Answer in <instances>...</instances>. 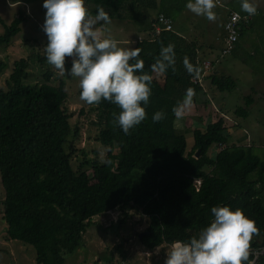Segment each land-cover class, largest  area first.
<instances>
[{
	"label": "trees",
	"instance_id": "obj_1",
	"mask_svg": "<svg viewBox=\"0 0 264 264\" xmlns=\"http://www.w3.org/2000/svg\"><path fill=\"white\" fill-rule=\"evenodd\" d=\"M85 4L91 5L86 11L89 16H95L96 8L101 7L109 18H120L122 10H129L134 21L150 19V34L139 36L134 43L140 49L138 59L143 61L138 74L147 73L152 78L145 119L125 135L114 121L120 111L117 105L103 99L89 104L100 111V120L93 122L99 129L95 139L108 151L104 159L93 151L92 160L84 159L74 167L72 159L81 149V126L70 121L72 113L66 106L63 80L54 83L44 49L14 60L6 86H0L1 218L7 227V239L31 245L37 264H65L81 246L95 217L119 210V228L132 220L129 210L133 209L145 219L143 229L136 231L142 233L139 243L152 251L177 240L187 242L210 222L212 206L227 205L241 209L255 222L257 232L249 241L244 262L251 264L252 250L264 246V159L246 140H235L222 115L205 126L178 128L173 112L184 107L186 89L193 90L192 99L203 94L205 81L218 90L233 87L234 80L219 76L216 69L205 76L203 85L191 81L215 47L210 45L207 52L201 51L196 40L173 25L170 10L177 7L175 0H84ZM230 11L248 15L229 9L222 25ZM25 13L17 12L9 24L0 19L4 27L0 45L9 44L20 31ZM161 15L171 21L170 29L159 22ZM253 24L251 15L247 25L241 26L240 35ZM219 40L221 45L222 36ZM169 43L174 46V65L164 73L154 72L151 65L160 47ZM185 57L197 70L195 74L185 70ZM31 61L45 68L34 83L28 82ZM6 66L0 61V73ZM65 66H70L69 58ZM244 99L245 107H238L236 113L246 117L252 98L247 95ZM156 111L162 113V118L153 122L151 117ZM187 134L192 135L190 145ZM218 143L225 146L218 148ZM114 261L108 252L105 264ZM78 264L101 263L94 259ZM253 264H264V255Z\"/></svg>",
	"mask_w": 264,
	"mask_h": 264
},
{
	"label": "rangeland",
	"instance_id": "obj_2",
	"mask_svg": "<svg viewBox=\"0 0 264 264\" xmlns=\"http://www.w3.org/2000/svg\"><path fill=\"white\" fill-rule=\"evenodd\" d=\"M0 0V19L9 24L17 12L25 13V19L20 24V31L12 37L7 45H0V61L6 63V68L0 73V86L5 87L12 62L20 57H27L31 51L42 53L46 37L40 25L44 18V9L41 0ZM172 1V0H170ZM177 7L170 10L175 27L182 29L185 36L199 41V44L210 42L214 36H222L223 16L229 9H240V0H221V5L213 8L214 20H207L203 16H196L188 11L184 5L186 0H175ZM256 14L252 15L253 27L244 28L240 35L238 46L232 55L218 56L219 49H215L209 59L214 60L211 72L216 69L218 75L229 76L234 80L233 87L218 90L209 87L205 81V90L199 94L192 103L182 108V116L177 118L175 124L178 128L192 126H205L206 123L215 121L222 115L227 119L228 131L236 136L237 142L249 143L253 151L264 159V0H254ZM87 10L91 5H83ZM121 17L109 18L108 22H97L95 28L100 32L101 38H111L117 41L121 48L134 47L131 40L139 36L147 37L152 28L150 19L144 18L134 21V15L129 10H122ZM135 13V12H134ZM153 13V12H152ZM136 15V14H135ZM94 17V16H92ZM151 18V17H150ZM4 27L0 23V34ZM129 42H125V40ZM70 61V60H69ZM69 66H65L67 69ZM45 68L36 61H31L28 68L31 77L28 82L34 83L41 76ZM54 72L53 81L58 84L63 80L67 94L66 106L72 113L71 123L78 122L81 126L79 150L72 159L74 167L84 159L94 158L93 151L97 152L100 159H104L108 148L99 144L95 139L99 129L94 123L100 120V111L80 100L78 94V78L68 75L59 76ZM208 84V86H207ZM208 87V88H207ZM251 96L252 102L247 108L246 117L236 113L238 107H245V96ZM81 109L83 110L81 112ZM201 120H200V119ZM188 145L192 143V135L187 134ZM233 140V139H232ZM4 190L0 181V264H37L35 253L31 245L20 241L7 239L3 231L1 218V201ZM132 220L123 223L119 228L116 221L121 217L119 210L110 211L94 218L95 224L88 228L84 234L80 247L66 259L65 264H78L91 262L96 259L105 264L108 252L113 254L114 264L126 261V264H163L165 252L169 247L159 246L152 251L143 249L134 231L145 226V219L136 211L129 210ZM121 245L120 249L118 246ZM125 258V259H124Z\"/></svg>",
	"mask_w": 264,
	"mask_h": 264
},
{
	"label": "clouds",
	"instance_id": "obj_3",
	"mask_svg": "<svg viewBox=\"0 0 264 264\" xmlns=\"http://www.w3.org/2000/svg\"><path fill=\"white\" fill-rule=\"evenodd\" d=\"M84 0H41L44 11L40 25L46 37L44 55L47 63L57 70V75L78 78L79 98L87 104L99 103L101 99L118 106L120 111L114 121L127 135L129 130L145 119L144 106L151 94V76L139 73L143 61L138 59L137 47L121 48L111 38H101L94 27L97 22L109 20L101 7L95 16H89L83 6ZM184 7L211 21L215 19L214 0H186ZM240 9L248 15L256 14L254 0H240ZM173 45L161 46L154 72L164 73L174 65ZM66 58L70 66L65 68ZM183 66L188 73L197 70L185 57ZM174 70V68H173ZM194 93L186 89L182 104L192 103ZM180 118L182 110L173 109ZM162 118V113L152 114V121ZM212 219L187 242L174 241L165 252L163 264H244L248 258L249 241L257 232L255 222L239 208L217 205L210 208Z\"/></svg>",
	"mask_w": 264,
	"mask_h": 264
},
{
	"label": "built area",
	"instance_id": "obj_4",
	"mask_svg": "<svg viewBox=\"0 0 264 264\" xmlns=\"http://www.w3.org/2000/svg\"><path fill=\"white\" fill-rule=\"evenodd\" d=\"M216 4L221 5V0H214ZM251 15H243L241 16L236 11H230L227 13L225 20L223 21L222 25V43L220 45L219 55L221 56H227L232 53V50L234 49L235 42L238 40V36L240 35V29L242 25H247L249 22ZM159 22L164 23L165 29L171 28V21L167 18H164L162 15L159 17ZM213 64L211 59L205 58L201 62V67L199 72L195 74L191 78V81L195 84L203 85V80L207 74H209L212 70ZM224 143H218L217 147L222 148L224 147ZM196 183L199 184V180H196ZM170 246V245H169ZM253 253V259L251 261V264L255 262L257 257L259 255H264V246L257 248L255 250H252ZM124 264V262H122Z\"/></svg>",
	"mask_w": 264,
	"mask_h": 264
},
{
	"label": "crops",
	"instance_id": "obj_5",
	"mask_svg": "<svg viewBox=\"0 0 264 264\" xmlns=\"http://www.w3.org/2000/svg\"><path fill=\"white\" fill-rule=\"evenodd\" d=\"M21 0H17V1H14V2H16V3H19ZM173 25H175L174 24V22H173ZM221 36L220 35H218L217 37L216 36H214V37H212V39L213 40H211L210 42H208V43H206V44H199V41H197V44L200 46V50L201 51H205V52H207L208 51V46H210V45H212V46H214L215 48H214V50L215 49H217L219 46H220V40H219V38H220ZM138 38V37H137ZM137 38L135 39V40H131V42L132 43H135V41L137 40ZM116 40V39H115ZM125 40V39H124ZM116 41H120V40H116ZM125 42H129V40L127 41V40H125ZM214 53V52H213ZM241 141V140H240ZM3 222V221H2ZM159 264V263H158Z\"/></svg>",
	"mask_w": 264,
	"mask_h": 264
},
{
	"label": "water",
	"instance_id": "obj_6",
	"mask_svg": "<svg viewBox=\"0 0 264 264\" xmlns=\"http://www.w3.org/2000/svg\"><path fill=\"white\" fill-rule=\"evenodd\" d=\"M197 153H198V151H197ZM2 221L4 222V220H2ZM3 231H4V232L7 231V227H6V226H4ZM135 234H136V233L133 232V235H135ZM136 236L141 240L142 233H138Z\"/></svg>",
	"mask_w": 264,
	"mask_h": 264
},
{
	"label": "flooded vegetation",
	"instance_id": "obj_7",
	"mask_svg": "<svg viewBox=\"0 0 264 264\" xmlns=\"http://www.w3.org/2000/svg\"><path fill=\"white\" fill-rule=\"evenodd\" d=\"M136 234H135V236L138 234V232H136V231H134ZM137 237V236H136Z\"/></svg>",
	"mask_w": 264,
	"mask_h": 264
}]
</instances>
